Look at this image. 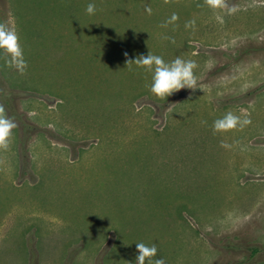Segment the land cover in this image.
<instances>
[{
    "label": "rangeland",
    "instance_id": "1",
    "mask_svg": "<svg viewBox=\"0 0 264 264\" xmlns=\"http://www.w3.org/2000/svg\"><path fill=\"white\" fill-rule=\"evenodd\" d=\"M227 2L235 14L204 0H0L28 64L20 75L0 55L17 124L0 150V264H136L140 242L165 264H264V0ZM148 52L195 60L197 88L153 95L151 73L126 66ZM228 111L251 123L213 133Z\"/></svg>",
    "mask_w": 264,
    "mask_h": 264
},
{
    "label": "clouds",
    "instance_id": "2",
    "mask_svg": "<svg viewBox=\"0 0 264 264\" xmlns=\"http://www.w3.org/2000/svg\"><path fill=\"white\" fill-rule=\"evenodd\" d=\"M164 2L168 3V0H164ZM204 5L214 12L223 10L227 15L235 14L238 11V8L235 5H229L227 0H204ZM96 10L95 3L86 5L85 11L89 15H94ZM146 11L150 13L151 9L146 8ZM178 18V15L173 13L160 26L167 27L178 20ZM216 18L220 23H223L221 16L217 15ZM195 23L194 19L186 21L185 28H194ZM162 39L169 40L175 44L173 37L163 36ZM0 55L3 56L7 68L17 71L20 75L25 74L28 64L24 56L20 35L16 28L6 21H0ZM124 55L127 58V53H124ZM132 65L151 73L149 90L158 98L164 99L181 89L195 90L197 88V77L194 70L199 65L195 60H185L181 57H176L166 62L161 56L148 52L147 55H139L135 59H126V66L129 70H131ZM249 116L250 114H246L242 118L228 111L222 117L213 121L212 131L213 133H224L236 129L242 130L251 123ZM16 127L17 124L14 119L7 115L5 106L0 103V150H9L13 130ZM221 146L224 147L226 145L222 142ZM136 252V264H146V262L147 264H165L163 258L153 260L158 252L155 244L136 243Z\"/></svg>",
    "mask_w": 264,
    "mask_h": 264
},
{
    "label": "trees",
    "instance_id": "3",
    "mask_svg": "<svg viewBox=\"0 0 264 264\" xmlns=\"http://www.w3.org/2000/svg\"><path fill=\"white\" fill-rule=\"evenodd\" d=\"M38 36H42V37H46L45 33H43L41 30L39 31V33H37ZM253 251H257V248H253ZM31 252L32 250L29 252L30 256H31ZM32 262V259H31Z\"/></svg>",
    "mask_w": 264,
    "mask_h": 264
}]
</instances>
